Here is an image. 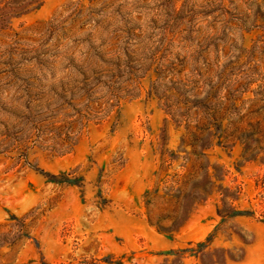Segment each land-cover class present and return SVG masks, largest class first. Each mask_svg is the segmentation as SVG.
<instances>
[{
	"label": "rangeland",
	"instance_id": "obj_1",
	"mask_svg": "<svg viewBox=\"0 0 264 264\" xmlns=\"http://www.w3.org/2000/svg\"><path fill=\"white\" fill-rule=\"evenodd\" d=\"M0 264H264V0H0Z\"/></svg>",
	"mask_w": 264,
	"mask_h": 264
}]
</instances>
